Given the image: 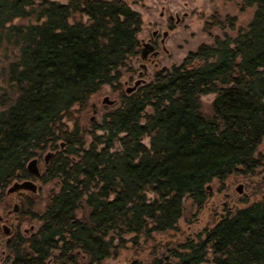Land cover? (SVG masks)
Here are the masks:
<instances>
[{
    "label": "trees",
    "instance_id": "trees-1",
    "mask_svg": "<svg viewBox=\"0 0 264 264\" xmlns=\"http://www.w3.org/2000/svg\"><path fill=\"white\" fill-rule=\"evenodd\" d=\"M241 1V12L255 8L246 29L121 94L85 133L74 109L83 112L104 86L119 90L120 70L140 55L141 15L126 0H0V51L15 55L7 78L17 92L0 112V204L16 182L61 186L42 214L35 200L21 209L20 221L41 226L28 239L13 238L14 264H103L125 247V236L138 243L176 230L187 197L202 209L215 180L264 166L256 157L264 140V0ZM209 95L216 96L211 116L201 102ZM64 120L75 122L72 130ZM43 154L37 178L29 164ZM167 252L153 264H264V200Z\"/></svg>",
    "mask_w": 264,
    "mask_h": 264
},
{
    "label": "rangeland",
    "instance_id": "rangeland-1",
    "mask_svg": "<svg viewBox=\"0 0 264 264\" xmlns=\"http://www.w3.org/2000/svg\"><path fill=\"white\" fill-rule=\"evenodd\" d=\"M49 1L66 3V0ZM126 1L142 18L143 24L138 34L141 47L143 43L155 40L154 34L158 35L160 51V56L156 61L158 67L141 59L137 60V58L129 60L126 67L120 70L118 91H115L111 86H104L99 93L91 98L83 112L79 113V108L76 107L74 109L75 118L78 119L81 131L85 133L91 132L94 124H100L106 114L116 109L119 106L120 95L127 94V90L133 88L137 81H143L144 85L153 82L156 71L166 68V71L169 72L173 67L182 65L190 53L196 52L203 45H214L215 39L218 37L235 38L241 30L248 27L255 14V8L241 12V0ZM214 18H217L222 25H216ZM227 18L235 20L234 29L231 28ZM19 22L16 21V23ZM165 33H168L166 38H164ZM162 39H165L164 46L167 52L163 51L160 44ZM0 56V112H2L16 100L17 92L7 78L8 66L14 61L15 55L9 53L5 57V54L0 51ZM142 64L147 66V70L142 69ZM215 97V95H209L201 98L203 113L207 116L212 114ZM106 98L114 104H106L104 102ZM150 113L152 111L148 109L147 114ZM64 124L69 130H72L75 122L64 120ZM98 134H103V132H98ZM86 138L89 146L92 139L90 136ZM143 143L149 147L150 139H144ZM117 150H120L119 145H117ZM260 155L263 157L261 160L264 163V140L256 157ZM45 156L46 154H43L37 158L40 174H43L45 169ZM33 182L37 185L38 192L36 194L24 192L23 194L31 196L37 202L35 212L42 214L50 198L60 191L61 186L58 182L43 184L36 179H33ZM210 185L208 200L202 209H198L188 197L185 199L184 216L178 222L176 230L164 234L153 233L150 237H139L138 243L133 242L134 235L125 236V247L118 250V253H115L103 264H153L156 259L167 257V251L170 248L178 250L186 242L204 237L206 231L213 229L226 216L264 200V166L251 175L235 174L224 183L215 180ZM240 187L242 194L238 192ZM148 199L153 201L156 196L148 193ZM10 201L12 198L7 197L0 204V213L8 208H13ZM87 215L88 209L84 205L78 210L77 216L83 219ZM40 226L41 223L38 221H28L23 226L22 232L31 231L28 235L30 237L38 231ZM57 254L55 253V255ZM47 264L56 263L52 259ZM79 264H86V261L80 260Z\"/></svg>",
    "mask_w": 264,
    "mask_h": 264
},
{
    "label": "flooded vegetation",
    "instance_id": "flooded-vegetation-1",
    "mask_svg": "<svg viewBox=\"0 0 264 264\" xmlns=\"http://www.w3.org/2000/svg\"><path fill=\"white\" fill-rule=\"evenodd\" d=\"M173 20V18H171ZM155 40H149V44L154 47V52H158L157 56L153 55V52L150 53L146 60H143L141 51L140 55L137 58V60L141 59L144 62L147 63H153L154 66L158 67V63H156L158 57L160 56L159 51V43H158V35L154 34ZM147 43V44H148ZM160 44L162 45V49L164 52H167L165 49V39L160 40ZM144 43L142 44L141 50L143 48ZM142 69L147 70L146 65H141ZM167 71H163V68L159 71L155 72V77L165 74ZM33 181V179H30ZM35 180V179H34ZM24 190H16L12 193V195L8 192L9 199L12 198L11 204L13 205V208H8L3 213H0V264H14V259L11 256L9 252V245L11 244L13 238L19 234L24 239H28V235L31 231L25 230L24 233L22 232V228L25 225L26 222L24 219L20 221V213L22 212L21 209L25 208V205L32 206L34 204V199L26 194H23ZM32 193V192H30ZM36 194V193H32ZM37 233V232H36ZM34 235V234H33ZM27 236V237H26Z\"/></svg>",
    "mask_w": 264,
    "mask_h": 264
},
{
    "label": "water",
    "instance_id": "water-1",
    "mask_svg": "<svg viewBox=\"0 0 264 264\" xmlns=\"http://www.w3.org/2000/svg\"><path fill=\"white\" fill-rule=\"evenodd\" d=\"M168 36V33L164 34V38ZM154 47L150 45L149 43H144L143 48L141 51V55L143 60H146L148 55L153 52L154 56L158 55V52H154ZM166 68H163V71H165ZM141 85H144L143 81H137L135 83V86L133 88H129L127 90V94H132L135 92ZM104 102L108 105H113V102H110L108 98L104 100ZM61 148H64V144H61ZM37 160H34L29 164V170L37 177H41V174L39 172L38 166H37ZM16 190H24V191H29L32 193H37L38 192V187L37 185L32 181V180H24L22 182H16L11 189L8 191L9 193L16 191ZM207 192L211 190V185H208L206 188ZM239 194H242V188H238Z\"/></svg>",
    "mask_w": 264,
    "mask_h": 264
}]
</instances>
